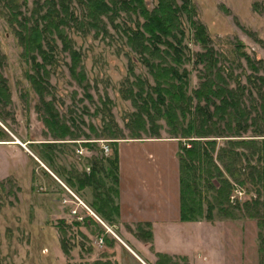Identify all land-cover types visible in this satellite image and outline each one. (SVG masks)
Masks as SVG:
<instances>
[{
    "label": "rangeland",
    "instance_id": "rangeland-1",
    "mask_svg": "<svg viewBox=\"0 0 264 264\" xmlns=\"http://www.w3.org/2000/svg\"><path fill=\"white\" fill-rule=\"evenodd\" d=\"M144 1L149 9L155 5V0ZM190 2L231 86L254 92L260 71L254 73L240 53L248 55L256 67L259 62L264 65V0ZM31 6L30 0L27 9ZM107 29L104 38L69 33L73 47L81 54L82 85L70 76L68 55L57 50L50 67L52 94L46 100H51L59 121L73 134L59 139L47 132L41 121L40 101L27 79L30 65L22 58L16 36L0 9V74L8 93V100L0 103V264H136L117 241L118 230L110 229L111 234L93 222V188L78 189V180L90 173L93 162L97 167H109L105 159L113 157L117 143L131 140L130 127L134 125L129 123L135 109L125 96L129 89H137L131 86L134 78L129 74L128 61L134 63L136 76L152 84L119 29L110 25ZM183 29V45L190 58L184 68L189 72L191 92L198 86L199 67L193 61L200 48L186 23ZM246 100L249 102L250 97ZM157 125L162 126L158 140L178 143V164V140L171 139L163 121ZM110 133L125 139H109ZM150 133L148 130L141 137L153 139ZM105 142L110 150L100 160ZM222 145L223 141L217 140V148ZM98 177L110 187L111 177L103 178L102 173ZM233 188L229 203L239 206L225 207L231 215L216 209L209 221L226 223L225 237L219 231L217 238L228 250L235 239L240 264H261L264 233L255 220L244 216L240 206L253 197V188L246 185L247 193L242 191L241 198L234 193L238 186L233 184ZM201 197L205 201L211 194L203 192ZM212 242L211 250L216 245Z\"/></svg>",
    "mask_w": 264,
    "mask_h": 264
},
{
    "label": "trees",
    "instance_id": "trees-1",
    "mask_svg": "<svg viewBox=\"0 0 264 264\" xmlns=\"http://www.w3.org/2000/svg\"><path fill=\"white\" fill-rule=\"evenodd\" d=\"M29 1L0 0V9L16 36L22 58L30 65L27 79L39 98L41 121L47 132L59 139L73 136L59 121L51 100H46L52 94L50 67L58 48L69 57L70 76L82 85L85 81L82 58L73 47L69 33L104 38L109 25L119 29L125 45L152 80L150 84L136 76L134 63L128 61L129 74L134 78L131 86L137 89H129L125 96L135 109L129 123L134 128L130 127L128 139H144L141 136L148 130L155 136L151 138L159 139L162 126L157 122L163 121L171 139L178 140L181 220L209 221L216 209L231 215L225 207L239 206L229 203L233 184L244 193L249 184L253 197L240 205L241 211L255 220L264 233L263 63L259 62L256 67L248 55L240 53L250 69L254 73L260 71V75L255 77L254 92L241 86L232 87L190 0H155L151 9L144 0H31L32 6L27 9ZM119 19L121 22L117 23ZM184 23L200 48L193 61L199 67L198 86L191 92L189 72L184 68L190 60L183 45ZM246 97H250L249 102ZM7 100L5 79L0 74V103ZM109 137L125 139L112 133ZM217 140L223 141L221 147L217 148ZM105 161L109 165L107 168L97 167L95 162L91 164L90 173L78 180V189L93 188L92 210L111 223L118 214L115 202L118 195L117 151ZM100 173L103 178H112L110 187L98 177ZM203 192L210 193L211 199L204 201ZM137 233L144 231L138 227ZM262 240L264 243V238ZM260 262L264 264V257Z\"/></svg>",
    "mask_w": 264,
    "mask_h": 264
},
{
    "label": "crops",
    "instance_id": "crops-1",
    "mask_svg": "<svg viewBox=\"0 0 264 264\" xmlns=\"http://www.w3.org/2000/svg\"><path fill=\"white\" fill-rule=\"evenodd\" d=\"M116 151L118 214L111 223L93 210L92 216L107 232L118 230L116 239L131 260L136 264H240L235 239L228 250L217 238L219 231L225 237V222L181 220L176 141L122 140ZM138 227L144 233L131 231ZM210 241L216 242L212 250Z\"/></svg>",
    "mask_w": 264,
    "mask_h": 264
},
{
    "label": "built area",
    "instance_id": "built-area-1",
    "mask_svg": "<svg viewBox=\"0 0 264 264\" xmlns=\"http://www.w3.org/2000/svg\"><path fill=\"white\" fill-rule=\"evenodd\" d=\"M109 150H110V147L108 146L107 142H105L103 145H101V153H102V156L103 157H106L108 156V153H109ZM235 195L239 198L242 197L243 193H242V190L241 189H236L234 191ZM99 242L101 243V240H99Z\"/></svg>",
    "mask_w": 264,
    "mask_h": 264
}]
</instances>
